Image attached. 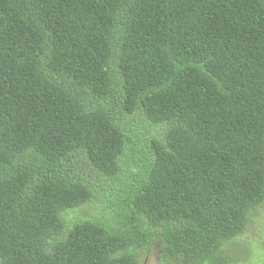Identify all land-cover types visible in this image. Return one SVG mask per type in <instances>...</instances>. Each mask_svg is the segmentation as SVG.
<instances>
[{
  "label": "trees",
  "instance_id": "trees-1",
  "mask_svg": "<svg viewBox=\"0 0 264 264\" xmlns=\"http://www.w3.org/2000/svg\"><path fill=\"white\" fill-rule=\"evenodd\" d=\"M255 222L264 0H0V264H241Z\"/></svg>",
  "mask_w": 264,
  "mask_h": 264
},
{
  "label": "rangeland",
  "instance_id": "rangeland-1",
  "mask_svg": "<svg viewBox=\"0 0 264 264\" xmlns=\"http://www.w3.org/2000/svg\"><path fill=\"white\" fill-rule=\"evenodd\" d=\"M130 119L134 120L135 122L139 121L140 126L143 128V132H145V136H149L148 126L144 122V119H139L134 116H131ZM145 136L143 135V137L147 140ZM102 206L103 202L100 200L95 204H92V206L87 203L79 209L67 212V219L73 217V215L76 218L67 220L69 224H66L65 231L68 232L75 222L86 219L96 221L99 224H106L105 220H96L98 217H104V219L107 217L106 210L108 209V205L106 210ZM240 240H242V242H247L248 245H250L251 249L249 256H244V260H246L247 263L243 262L241 264H264V228H258L255 222L251 225L250 230H247L245 235L243 237H240ZM159 246L160 240L154 239L153 244L151 245V249L148 250L147 248H141L140 250H138L137 254L139 264H163ZM235 251L238 254L239 248H236Z\"/></svg>",
  "mask_w": 264,
  "mask_h": 264
}]
</instances>
